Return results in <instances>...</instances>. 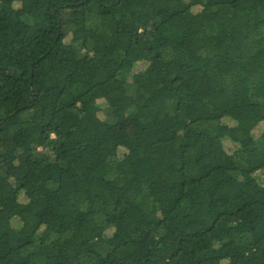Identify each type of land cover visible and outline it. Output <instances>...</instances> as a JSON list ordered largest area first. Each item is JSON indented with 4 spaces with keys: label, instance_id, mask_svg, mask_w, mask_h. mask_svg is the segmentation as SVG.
Here are the masks:
<instances>
[{
    "label": "trees",
    "instance_id": "trees-1",
    "mask_svg": "<svg viewBox=\"0 0 264 264\" xmlns=\"http://www.w3.org/2000/svg\"><path fill=\"white\" fill-rule=\"evenodd\" d=\"M0 264H264V0H0Z\"/></svg>",
    "mask_w": 264,
    "mask_h": 264
},
{
    "label": "rangeland",
    "instance_id": "rangeland-1",
    "mask_svg": "<svg viewBox=\"0 0 264 264\" xmlns=\"http://www.w3.org/2000/svg\"><path fill=\"white\" fill-rule=\"evenodd\" d=\"M11 9L10 8H8V12L10 11ZM225 145V144H224ZM225 148L228 150V149H230V145H228V144H226L225 145Z\"/></svg>",
    "mask_w": 264,
    "mask_h": 264
}]
</instances>
